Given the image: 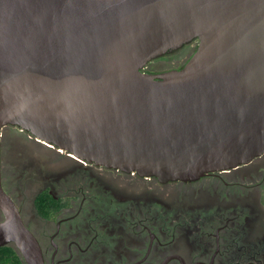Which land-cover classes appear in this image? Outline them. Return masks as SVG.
Here are the masks:
<instances>
[{"label": "water", "instance_id": "water-1", "mask_svg": "<svg viewBox=\"0 0 264 264\" xmlns=\"http://www.w3.org/2000/svg\"><path fill=\"white\" fill-rule=\"evenodd\" d=\"M198 42L181 68L149 64ZM196 181L264 156V0H0V248L45 264L2 186V138Z\"/></svg>", "mask_w": 264, "mask_h": 264}, {"label": "flooded vegetation", "instance_id": "flooded-vegetation-1", "mask_svg": "<svg viewBox=\"0 0 264 264\" xmlns=\"http://www.w3.org/2000/svg\"><path fill=\"white\" fill-rule=\"evenodd\" d=\"M197 47V41L186 45L146 72H167L153 70L159 62L181 69ZM4 131L5 138L25 140L43 150L42 160L55 158L66 168L60 176L46 172L39 188L38 170L18 168L13 180L2 158L3 189L37 238L45 264H264V211L257 196L264 190V165L256 164L264 156L230 173L163 184L72 158L18 127ZM43 194L54 201L41 202Z\"/></svg>", "mask_w": 264, "mask_h": 264}, {"label": "rangeland", "instance_id": "rangeland-1", "mask_svg": "<svg viewBox=\"0 0 264 264\" xmlns=\"http://www.w3.org/2000/svg\"><path fill=\"white\" fill-rule=\"evenodd\" d=\"M162 59V58H161ZM161 61V60H160ZM153 70L155 71H169L171 69L176 68V64L174 62H159L156 65H153ZM33 148V149H32ZM2 149V158L4 162V167L6 170L11 171L14 173L12 174V178L17 179L19 173L17 172L18 168H22L25 166H33L36 170L39 171V174L36 173V179L38 181L37 186L39 188L46 185L45 177L49 176L50 174H47L46 172L52 173L54 175L60 176L66 168L60 167L59 160H55L54 162H50L49 160H42L43 155L45 154L42 149H38L35 146H28V142L25 140H19L17 138H5V131H4V138L2 139L1 144ZM26 149H31L30 151H25ZM257 165H264V162H258ZM42 170H45L44 172ZM262 173H264V167L261 168ZM42 172V174H41ZM71 180V179H70ZM262 179H256V181H261ZM264 181V180H263ZM76 183H73L72 187H74ZM64 190L66 187L63 188ZM64 190H61V194H65L66 192ZM70 190V188L68 189ZM74 191V190H73ZM257 193L258 199L260 200L262 206L260 207L261 210L264 211V190L260 189ZM71 192V191H70ZM68 192V193H70ZM264 221V219H262ZM258 228V226H256ZM257 228H255L257 230ZM264 230V227H263ZM256 234V233H255Z\"/></svg>", "mask_w": 264, "mask_h": 264}, {"label": "trees", "instance_id": "trees-1", "mask_svg": "<svg viewBox=\"0 0 264 264\" xmlns=\"http://www.w3.org/2000/svg\"><path fill=\"white\" fill-rule=\"evenodd\" d=\"M45 197H48V198H45ZM45 199L54 201L51 196H48L45 194L39 197V200L41 202H43ZM59 207H60V204L57 208H55V210H58ZM41 215L46 218H49L52 216L51 213H42V212H41ZM0 264H24V263L15 249H13L12 247H4V248H0Z\"/></svg>", "mask_w": 264, "mask_h": 264}]
</instances>
